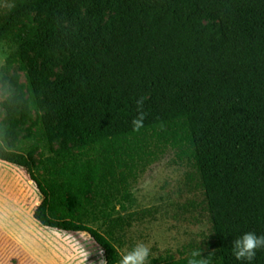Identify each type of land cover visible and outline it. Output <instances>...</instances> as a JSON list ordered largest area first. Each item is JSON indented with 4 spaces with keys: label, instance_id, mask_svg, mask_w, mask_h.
Segmentation results:
<instances>
[{
    "label": "trees",
    "instance_id": "obj_1",
    "mask_svg": "<svg viewBox=\"0 0 264 264\" xmlns=\"http://www.w3.org/2000/svg\"><path fill=\"white\" fill-rule=\"evenodd\" d=\"M7 40L0 81L18 63L26 84L11 79L0 160L36 184L41 225L87 233L107 264H120L131 229L158 213L138 206L134 185L172 156L196 181L209 234L155 264H248L231 245L264 236V0H11L0 46ZM31 52L41 60L27 64ZM33 111L30 148L10 149L17 117ZM251 264H264V248Z\"/></svg>",
    "mask_w": 264,
    "mask_h": 264
},
{
    "label": "rangeland",
    "instance_id": "obj_2",
    "mask_svg": "<svg viewBox=\"0 0 264 264\" xmlns=\"http://www.w3.org/2000/svg\"><path fill=\"white\" fill-rule=\"evenodd\" d=\"M10 4L11 0H0V19ZM10 43L7 40L0 46V69L12 53ZM33 58L41 60L37 53L31 52L26 63ZM56 71L60 72L61 68ZM14 76L21 84H26L25 71L18 63L0 81V127L7 124L4 102L13 91L11 79ZM38 114L33 111L27 119L17 117L7 137L6 145L10 149L30 148ZM61 143L62 140L56 138L55 146ZM43 153L40 145L34 149L35 165ZM187 173L185 166L167 156L134 185L138 206L156 207L158 213L155 220L138 223L131 229L121 257L143 243L150 249L145 264H155L154 260L167 251L179 257V251L187 245L206 241L209 224L193 206L199 200V190ZM89 196L92 197V192ZM42 198L26 169L0 160V264H100L101 247L87 233L49 228L34 218ZM68 205L77 212L80 199L69 196Z\"/></svg>",
    "mask_w": 264,
    "mask_h": 264
},
{
    "label": "clouds",
    "instance_id": "obj_3",
    "mask_svg": "<svg viewBox=\"0 0 264 264\" xmlns=\"http://www.w3.org/2000/svg\"><path fill=\"white\" fill-rule=\"evenodd\" d=\"M138 106L139 115L133 119V130L139 131L143 127V122L146 117V113L142 111L144 99H138L136 101ZM232 253L237 261H247L248 264L254 260L256 252L259 249L264 248V236H257L253 232L244 233L232 241ZM150 254V249L147 245L143 243H138L131 251L127 252L122 256L120 264H145L148 256ZM99 255L101 257L100 264H107V260L103 258V250H99ZM211 255H215L213 252ZM192 256L195 258L201 256V252H193ZM189 264H207L206 259L197 261L192 259Z\"/></svg>",
    "mask_w": 264,
    "mask_h": 264
}]
</instances>
